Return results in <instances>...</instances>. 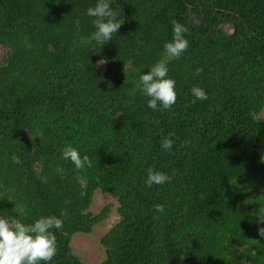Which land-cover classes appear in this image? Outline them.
Listing matches in <instances>:
<instances>
[{
    "label": "trees",
    "instance_id": "trees-1",
    "mask_svg": "<svg viewBox=\"0 0 264 264\" xmlns=\"http://www.w3.org/2000/svg\"><path fill=\"white\" fill-rule=\"evenodd\" d=\"M94 4L0 0V216H60L52 264H81L73 235L110 213L88 212L99 191L118 215L101 264H264V0H110L123 23L103 45L88 42ZM172 19L188 47L168 61L176 102L153 111L137 69L160 58ZM193 86L208 99L191 103ZM69 143L90 167L60 159ZM149 167L171 181L146 188Z\"/></svg>",
    "mask_w": 264,
    "mask_h": 264
},
{
    "label": "clouds",
    "instance_id": "clouds-1",
    "mask_svg": "<svg viewBox=\"0 0 264 264\" xmlns=\"http://www.w3.org/2000/svg\"><path fill=\"white\" fill-rule=\"evenodd\" d=\"M85 15L93 18L91 23L95 29L88 37L89 43L105 44L123 23L122 19L116 18L117 13L110 7V0H95L94 6L85 9ZM170 23L171 39L163 43L160 58L146 67V73L141 71L143 68L137 69L138 79L133 89L134 92L139 90L147 108L153 111L168 109L176 102V80L168 75V61L179 58L188 47L187 27L175 19ZM103 63L104 60H100L97 65ZM189 91L193 97L191 103L208 99L205 90L199 86H193ZM171 137L169 133L160 139V148L165 152L172 150L174 139ZM11 159L13 163H19L14 154ZM60 159L70 162L75 170L83 171L91 166L88 155H82L78 147L70 143L60 149ZM170 181L168 173L152 167L146 169L143 178L146 188ZM152 209L154 213L164 212L161 204L153 205ZM258 218L257 231L264 237V227L259 226L264 222V216L258 213ZM63 223V219L56 215H40L31 223L23 222L22 214L0 216V264H52L57 252L53 230L62 232Z\"/></svg>",
    "mask_w": 264,
    "mask_h": 264
},
{
    "label": "rangeland",
    "instance_id": "rangeland-1",
    "mask_svg": "<svg viewBox=\"0 0 264 264\" xmlns=\"http://www.w3.org/2000/svg\"><path fill=\"white\" fill-rule=\"evenodd\" d=\"M224 31H227L224 29ZM229 32V31H227ZM102 69V64L98 65ZM260 119H264V110L259 115ZM110 206V213L107 219L101 224L95 225L92 232L89 234H75L70 242V249L81 262V264H101L104 260V252L100 246V239L111 229V227L118 221L116 212L117 204L115 200L107 195L95 192L92 197V202L88 208V212L96 215L100 210Z\"/></svg>",
    "mask_w": 264,
    "mask_h": 264
}]
</instances>
